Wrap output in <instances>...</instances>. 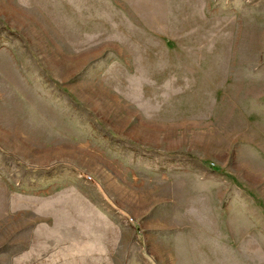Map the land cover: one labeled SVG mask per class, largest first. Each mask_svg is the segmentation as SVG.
<instances>
[{
    "label": "rangeland",
    "instance_id": "rangeland-1",
    "mask_svg": "<svg viewBox=\"0 0 264 264\" xmlns=\"http://www.w3.org/2000/svg\"><path fill=\"white\" fill-rule=\"evenodd\" d=\"M0 264H264V0H0Z\"/></svg>",
    "mask_w": 264,
    "mask_h": 264
}]
</instances>
